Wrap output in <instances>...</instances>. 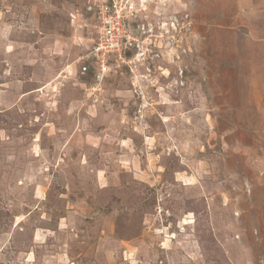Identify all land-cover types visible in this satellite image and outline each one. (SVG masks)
<instances>
[{
  "label": "rangeland",
  "instance_id": "obj_1",
  "mask_svg": "<svg viewBox=\"0 0 264 264\" xmlns=\"http://www.w3.org/2000/svg\"><path fill=\"white\" fill-rule=\"evenodd\" d=\"M105 1L0 0V264H264V0L151 2L193 28L143 111Z\"/></svg>",
  "mask_w": 264,
  "mask_h": 264
},
{
  "label": "built area",
  "instance_id": "obj_2",
  "mask_svg": "<svg viewBox=\"0 0 264 264\" xmlns=\"http://www.w3.org/2000/svg\"><path fill=\"white\" fill-rule=\"evenodd\" d=\"M154 1L159 0H106L91 8L97 20V36L86 57L92 64L94 83L112 75L128 77L139 111L152 103L148 98L151 90L185 87L181 61L187 50L183 38L192 30L193 19L189 14H166L163 7L158 12L157 2L150 4ZM169 65L177 66L178 78L164 86L159 80L166 79L167 73L170 76Z\"/></svg>",
  "mask_w": 264,
  "mask_h": 264
}]
</instances>
